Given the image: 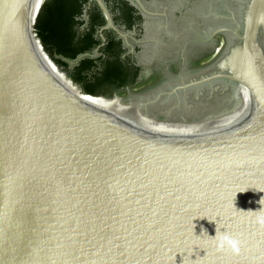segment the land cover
<instances>
[{
  "label": "water",
  "instance_id": "obj_1",
  "mask_svg": "<svg viewBox=\"0 0 264 264\" xmlns=\"http://www.w3.org/2000/svg\"><path fill=\"white\" fill-rule=\"evenodd\" d=\"M31 2L0 0V264H264V0H249L228 44L235 72L145 94L168 102L144 116L189 125L236 112L247 88L250 130L186 148L139 140L59 92L28 43ZM214 80L222 100L192 96ZM217 227L243 241L239 254L217 249Z\"/></svg>",
  "mask_w": 264,
  "mask_h": 264
},
{
  "label": "rangeland",
  "instance_id": "obj_2",
  "mask_svg": "<svg viewBox=\"0 0 264 264\" xmlns=\"http://www.w3.org/2000/svg\"><path fill=\"white\" fill-rule=\"evenodd\" d=\"M129 1L139 8L143 15L150 20L149 23H151L146 27L147 33L143 38L137 37L136 33H125L120 30V32L123 33L122 36L128 52L135 55L139 62L151 67L154 61L153 49L155 48V38L166 36L180 40L174 43L176 46L170 53L171 55L169 58H159L161 61L154 74H149L144 81L141 80L136 87L128 89L126 92H113L110 95H101L108 98L95 99L93 97H82L81 94H79L78 89L70 86L67 82L66 78L71 80L69 73L62 68H59V66H57L53 60L52 61L65 79L63 86L64 91L67 95L71 96V99L75 101V104L105 121H111L117 126L132 129L138 134L147 135L153 127L144 123L130 121L125 116V110L128 103L132 102L127 108L132 114L143 115L140 108H143V111L144 109H147L151 113H155L156 110L163 108L161 105L155 104L156 99L159 100V103L163 101L168 102V99H165V95L155 97V95L150 96V94L149 96H145V94L154 86L155 82L162 80L166 72L176 74L181 66L189 68L190 64L191 66L197 64L194 63L193 56L199 55L200 60H202L203 57V61L205 60L208 62L216 57L221 50H224L229 43L231 44L235 42L234 36L232 35L233 20H231V15H234V13L231 11L236 10L235 7L239 0H200L198 8L202 6V12H194L190 7L189 9L183 8L184 2L189 4V0ZM203 1H205V3ZM179 12H187L188 14L185 15L183 20L179 21ZM221 17H223V21H220ZM178 21L180 24H178ZM262 39H264V27L262 29ZM137 46L143 48V50L142 52L135 54ZM73 88L76 90L75 93L77 97L75 94L73 95V93L70 94V91ZM241 113L242 109L239 106L238 110L232 114L223 118L208 120L203 123L196 122L193 124V127L198 132L223 130L227 126V122L233 121V119L241 115ZM147 118L156 123H163L157 122L152 119V117ZM174 130L175 131L167 133L168 135L165 137L166 140L164 142L163 140H159V143L165 146L182 147L179 146L182 138L190 139V142H185V145L183 146V148H186L191 145L192 141H196V143L203 142V145H211L218 139L216 134L198 138L195 135L189 137V134L185 131L189 129L180 131L179 128H174Z\"/></svg>",
  "mask_w": 264,
  "mask_h": 264
},
{
  "label": "trees",
  "instance_id": "obj_3",
  "mask_svg": "<svg viewBox=\"0 0 264 264\" xmlns=\"http://www.w3.org/2000/svg\"><path fill=\"white\" fill-rule=\"evenodd\" d=\"M102 1L115 23L128 31L145 21L127 0ZM106 24L95 0H47L34 25L33 41L37 49L42 53L40 46L50 60L68 72L71 80L66 78L67 81L85 97L126 92L140 81L141 69L130 57H125L127 51L122 41L112 32L99 35ZM68 61L78 63L70 66Z\"/></svg>",
  "mask_w": 264,
  "mask_h": 264
},
{
  "label": "flooded vegetation",
  "instance_id": "obj_4",
  "mask_svg": "<svg viewBox=\"0 0 264 264\" xmlns=\"http://www.w3.org/2000/svg\"><path fill=\"white\" fill-rule=\"evenodd\" d=\"M127 1L133 7H135L138 10L139 15H141L142 18L145 20L144 23L142 25L138 26V27H135L133 30L128 31L125 27L119 26L117 23H115L113 15L109 11V9H107V7H106V9H107V11H108V13H109V15L111 17V21H112V25H109V22L107 20V17L105 16V13H104L103 9L99 6L102 9V12L104 13V16H105L106 21H107L106 26L100 29L99 35L101 37H103V33L105 31L112 32V33H114L117 36L118 40L122 41L123 46H124V48L127 51V54L125 55V57H130L135 62V64L141 69L140 74H139V79L141 81L144 75L148 76L149 74L152 75V74L155 73V70H156L158 64L161 61L160 59L169 58L170 55H171L170 53L174 50V48L176 46V45H174V43H176V42H178L180 40L175 39V38H169V37H166V36L155 38L154 39L155 48L153 49V54H154L153 55L154 56L153 64L150 67V66H146V65L142 64L141 62H139L137 60V58L135 57V55H132V54H130L128 52V50H127V48L125 46V41H124L123 36H122L123 33H121L120 30L124 31L125 33H132V34L136 33L137 37L143 38L144 36H146V33H147V28L146 27L148 25H150L151 23H149L150 20H148V18H146V16L143 15V13L141 12V10L139 8H137L129 0H127ZM199 1L200 0H189V4L184 2V4H183L184 7L183 8L189 9V7H190L191 10H193L194 12H196V11L202 12V6L198 8ZM203 2L205 3V1H203ZM248 3H249V0H239L237 2L236 7H235L236 10L235 11H231V12L234 13V15H231V20H233V24H232V26H233V34L232 35L234 36V39H236V32H239V28L242 26V20H243L244 14L246 12ZM178 14H179L178 20L181 21V20H183L185 18V15H187L188 13L187 12H184V13L179 12ZM220 21H223V17H221ZM178 24H180V22ZM226 48H227L226 51H225V49L221 50L220 53H218L216 55V57H214L212 60H209L208 62H206L205 60L203 61V57H202V60H200L199 59L200 58L199 55L198 56H193L194 63H197V64H194L192 66L190 64L189 68L181 66L180 70L176 74L166 72L164 74L162 80H160V81L158 80L157 82L154 83V85H156V87H155L156 90L157 91L160 90V88L162 87L161 84L164 85L163 89H165V92H167V91L173 90L172 88H175L177 85L188 84V83H192V82H199V81H201L203 79L209 78V77H211L213 75H216L218 73H222V72H225V71H228L230 73L235 72L237 64H238L239 55L234 53V51L231 52L229 47H228V45H227ZM142 50H143V48L137 46L135 54H137L138 52H142ZM94 56H97V54H94ZM221 83H222V81L214 80L211 83H206V84L201 85V86H199L197 88H194L191 91L192 92L191 94H192V96L197 94V93L207 94L204 97L205 100H207L208 98L211 97V93L216 91V92H219V95L216 97V101L222 100V96H220L222 94V91H223V88L220 87V86H222ZM240 89H241V86L238 84L237 85V90L239 91V93H240ZM250 115L253 118V120L255 121L254 114L251 113ZM170 124H172V125H181V124H174V123H170ZM163 125H165V124H163ZM154 127L155 126H153V128ZM168 127H170V128H179L180 131L188 129V128H184L183 129V128H180V127H171V126H168ZM153 128L151 130H153ZM185 131L191 132L192 130H185ZM158 136H160V135H158ZM188 136L190 137V136H194V135L189 134ZM161 139H162V137H161ZM181 141L190 142V139L182 138Z\"/></svg>",
  "mask_w": 264,
  "mask_h": 264
},
{
  "label": "bare ground",
  "instance_id": "obj_5",
  "mask_svg": "<svg viewBox=\"0 0 264 264\" xmlns=\"http://www.w3.org/2000/svg\"><path fill=\"white\" fill-rule=\"evenodd\" d=\"M46 0H32L31 2V7L30 10L28 12V16H27V23H26V34L28 37V43L31 47L32 50V54L38 64V66L40 67V69L42 70V72L44 73V75L47 77V79L51 82V84L59 91L61 92L64 96H66L69 100H71L72 102L75 103V101L73 99H71L70 95H67V93L64 91L63 86H64V77L60 74L58 68L55 66V64L53 63L52 60H50L48 58V56L45 54V52L43 51V49L39 46V44L36 41L37 45L39 46L41 52L46 55L44 56L42 53H40V51L37 49L34 41H33V29L35 32V26H36V22H37V18L43 8V5L46 3ZM35 25V26H34ZM35 37V34H34ZM262 45V44H261ZM69 83L70 86L77 88L76 86H74L73 84H71L69 81H67ZM240 85V84H239ZM241 86L240 89V107L242 109V113L241 115H239L238 117H236L235 119H233V121H229L227 122V126L225 127V129L230 128L232 126H237V128L229 133V134H216V137L218 138L216 140V144H219V142H226L229 140H234L240 136H242L243 134H245L248 130H250V128H252V126L257 122V120L259 119V112L257 107L253 104V102L250 100L249 94H248V90L245 86ZM72 89L70 91V94L73 93V95L75 93V89ZM78 89L79 94H81V91ZM82 96V95H81ZM77 97V95H76ZM85 97V96H82ZM130 103L129 102L127 105V108L129 107ZM243 107V108H242ZM125 110V116L132 122H138V123H144L149 125L150 127H153V130L150 131L149 134H138L137 132L133 131L132 129L126 128V127H122V126H117L116 124H114L111 121H108L109 123H111L114 126H117V128L127 134H129L130 136H133L139 140L145 141V142H151L153 144H160L159 140L163 142L166 140V136L168 135L167 133L175 131L174 128H170L168 126L171 127H180V128H188L189 130H192L191 132L186 131L188 134L191 135H195V133H208V132H216V131H221V130H207V131H201L198 132L194 129L193 124H181V125H172L170 123H156L150 119H148L147 117L141 115V114H132L129 112V109ZM254 114L255 116V121L253 120V118L251 117L250 114ZM242 117V118H241ZM165 124V125H163ZM168 125V126H167ZM223 129V130H225ZM160 135V136H158ZM162 135V136H161ZM229 135V136H228ZM162 137V139H161ZM215 137V138H216ZM207 141V139H206ZM181 144L179 146H184L185 142L181 141ZM213 144V143H212ZM202 143H196L192 141L191 145H189L188 147H199L202 146Z\"/></svg>",
  "mask_w": 264,
  "mask_h": 264
},
{
  "label": "clouds",
  "instance_id": "obj_6",
  "mask_svg": "<svg viewBox=\"0 0 264 264\" xmlns=\"http://www.w3.org/2000/svg\"><path fill=\"white\" fill-rule=\"evenodd\" d=\"M237 191L241 192L243 191V189H238ZM257 211L260 213L257 216L258 222L264 224V208H261L260 210ZM205 232L207 231L204 230L203 233ZM202 235H197V236H202ZM210 237L212 238L218 250L230 249L235 254H239L242 250L243 241L237 235H234L227 230H220L217 227L215 236H210Z\"/></svg>",
  "mask_w": 264,
  "mask_h": 264
}]
</instances>
